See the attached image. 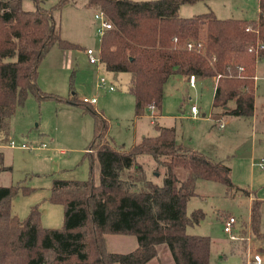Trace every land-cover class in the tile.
<instances>
[{"label": "trees", "instance_id": "trees-1", "mask_svg": "<svg viewBox=\"0 0 264 264\" xmlns=\"http://www.w3.org/2000/svg\"><path fill=\"white\" fill-rule=\"evenodd\" d=\"M24 1L0 0L2 133L8 132L11 117L30 95L39 101L54 97L38 83L40 64L53 46L80 48L62 37L54 8L34 0L36 9L26 10ZM197 1L205 0L88 1L112 23L100 39L101 62L109 72L130 74L137 117L149 107L161 111L163 86L174 74L214 78L212 106L220 115L253 116L256 65L264 58V0H258L257 17L250 20L221 19L211 10L179 15L181 5ZM67 101L92 105L77 98ZM87 110L94 117L88 148L91 176L55 179L52 186L51 200L65 206L63 227H44L38 206L20 219L12 204L17 186H0V264H166L160 260L163 249L173 264H208L210 237L187 232L204 213L195 209L187 215L186 204L197 194V179L232 190L230 167L184 146L174 126L158 123L157 135L144 136L129 149L116 146L104 114ZM6 168L0 151V172ZM179 168L186 171L184 177L177 175ZM259 223L258 200L251 203L249 228L264 239ZM108 236H132L137 244L127 252L112 251Z\"/></svg>", "mask_w": 264, "mask_h": 264}, {"label": "rangeland", "instance_id": "rangeland-1", "mask_svg": "<svg viewBox=\"0 0 264 264\" xmlns=\"http://www.w3.org/2000/svg\"><path fill=\"white\" fill-rule=\"evenodd\" d=\"M39 1L43 8H54L62 37L80 48L65 56L58 49L49 51L40 64L38 83L54 97L39 101L30 95L11 117L8 132L0 133V151L7 167L0 172V186H17L12 199L14 213L25 219L31 208L38 206L44 227L64 226L65 206L51 200L52 186L55 179L85 180L91 176L88 148L94 137V117L89 107L104 114L109 122V137L116 146L129 149L144 136L157 135L156 122L174 126L177 140L184 146L213 160H224L231 168L234 188L228 190L220 182L197 179V194L187 202L186 213L200 209L204 216L199 223L189 225L187 232L210 237L208 264H249L255 254H260L264 263V239L255 237L249 228L251 203L259 200V229L264 232V169L259 166L264 159V58L256 65V116L252 118L229 116L218 121L212 106L214 79L200 78L190 86L187 77L180 74L165 82L161 111L147 108L143 116L137 117L135 98L129 91L130 74L115 77L102 63L91 64L86 53L89 48L97 56L100 52L101 22L95 15L101 9L89 6V0H67L61 5V0ZM24 8L36 9L35 1L25 0ZM208 10L220 18L250 20L257 17L258 0L197 1L181 5L178 13L187 17ZM101 76L113 81L117 90L98 89ZM93 97L97 99L93 105L67 101ZM191 104L198 107L196 117L190 115ZM154 113L161 116L154 117ZM219 122L223 127H218ZM11 140L32 148L11 147ZM152 171L151 163L150 174ZM185 172L181 168L176 171L179 177H184ZM95 178H99L98 171ZM228 216L236 219L231 234L223 231ZM136 244L132 236L107 238V247L112 251L127 252ZM160 260L173 264L165 249ZM149 264L160 263L153 260Z\"/></svg>", "mask_w": 264, "mask_h": 264}, {"label": "built area", "instance_id": "built-area-1", "mask_svg": "<svg viewBox=\"0 0 264 264\" xmlns=\"http://www.w3.org/2000/svg\"><path fill=\"white\" fill-rule=\"evenodd\" d=\"M95 19L99 20L101 22V27L99 28L100 36H102L106 30L112 28V23L110 22V20L108 19V17L105 15V13L103 11H101V10L98 11L96 13V15H95ZM187 46H188V48H190L191 44H188ZM86 53L88 55L89 62L91 64L96 65L98 63H102L101 62V58H100V52H99V54L97 56V55H95L94 50L89 48V49L86 50ZM195 83H196L195 76L194 75H190L188 77V84L190 86H194ZM97 86H98V89H103L105 91H115V90H117V87L114 84V82L113 81L109 82L103 76L100 77V79H99V81L97 83ZM82 101L85 102V103H89V104L93 105V104H95L97 102V99L95 97H93V98H84ZM189 112H190L192 117H196L197 114H198L197 105L196 104H191L190 108H189ZM220 126H222V124ZM10 146L11 147H17L18 146V147H22V148H25V149L32 148V147H29L25 143L18 145L15 140H11L10 141ZM44 146H45V144H44ZM88 151L92 152L91 149H89ZM259 166L262 169H264V159L261 160V162L259 163ZM235 223H236L235 217L234 216H228L225 219V221L223 222V231L226 234H231L233 226L235 225ZM249 264H264V263H263L261 255L260 254H255V255L252 256L251 261L249 262Z\"/></svg>", "mask_w": 264, "mask_h": 264}, {"label": "crops", "instance_id": "crops-1", "mask_svg": "<svg viewBox=\"0 0 264 264\" xmlns=\"http://www.w3.org/2000/svg\"><path fill=\"white\" fill-rule=\"evenodd\" d=\"M205 1H207V0H205ZM258 11V10H257ZM184 17V16H183ZM188 17V16H187ZM218 17V16H217ZM218 18H220V17H218ZM227 18H232V17H227ZM221 19H225V18H221ZM236 19H240V18H236ZM255 19V18H254ZM56 48V49H55ZM60 50L61 52H63V55L65 56V55H67V54H71L72 53V51L73 50H63V49H61V48H59L57 45H55V46H53V48L50 50V52H52L53 50ZM83 51H85V49L83 50ZM49 52V53H50ZM55 52V51H54ZM56 52H58V51H56ZM48 53V54H49ZM48 54H47V56H48ZM55 54V53H54ZM113 73V72H112ZM115 74V76L117 77L119 74H121V73H114ZM130 79H131V76H130ZM212 79H214V78H212ZM197 80V79H196ZM187 82H188V78H187ZM214 83H215V80H214ZM231 105V104H230ZM232 107V106H231ZM156 107H149V109H151L152 111H154V109H155ZM157 110L158 111H160L158 108H157ZM217 111H215V118H218V121H220V119H222V117H229V115H220V109H216ZM154 115V117H160L161 116V114H157L156 115V113H154L153 114ZM191 115V114H190ZM253 116H256V107H255V102H254V114H253ZM253 116H251V117H249V118H252ZM232 117H235V116H232ZM262 119H263V116H262ZM156 123V122H155ZM222 124V126H220ZM218 127L219 128H221V127H223V123L222 122H219V124H218ZM0 133H2V132H0ZM177 134V133H176ZM176 138H177V136H176ZM178 141V140H177ZM212 159V158H211ZM224 161V160H223ZM226 164V163H225ZM227 165V164H226ZM231 169V168H230ZM136 245H134V247H135ZM133 247V248H134ZM132 248V249H133Z\"/></svg>", "mask_w": 264, "mask_h": 264}]
</instances>
